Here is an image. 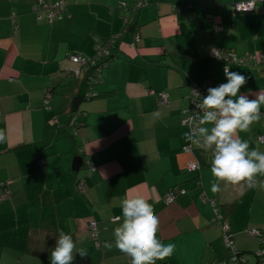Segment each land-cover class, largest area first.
<instances>
[{"label": "crops", "instance_id": "obj_1", "mask_svg": "<svg viewBox=\"0 0 264 264\" xmlns=\"http://www.w3.org/2000/svg\"><path fill=\"white\" fill-rule=\"evenodd\" d=\"M36 1L0 0V264L50 261L61 229L83 241L78 247L92 264H130L105 247L122 222L126 193L147 199L159 218L157 237L175 245L156 264H230L222 223L236 252L254 263L252 252L262 247L249 231L264 236V190L216 181L220 191L213 193L211 152L184 140L189 128L181 120L191 85L225 83L226 64L248 78L241 93L264 90V0L248 12L235 11L240 0H64L62 19L52 23L31 11ZM113 36L114 57L100 68L92 98L80 104L84 125L69 130L71 137L61 112L83 71L69 58L90 60ZM213 49L263 57L237 64L211 57ZM151 89L166 92L168 105ZM262 134L264 119L238 133L250 150L264 151ZM76 157L83 160L77 172ZM171 190L177 196L166 204ZM92 219L98 246L87 228Z\"/></svg>", "mask_w": 264, "mask_h": 264}, {"label": "clouds", "instance_id": "obj_2", "mask_svg": "<svg viewBox=\"0 0 264 264\" xmlns=\"http://www.w3.org/2000/svg\"><path fill=\"white\" fill-rule=\"evenodd\" d=\"M225 83L211 86L206 95L192 88V103L195 110L187 115L189 131L183 134L191 145L211 152L210 172L214 177L211 191H220L219 182L264 190V151L251 149L247 140L238 133L264 119L261 106L264 105V90L255 93H241L247 84V77L240 72L223 68ZM6 140L5 130L0 129V143ZM122 222L113 231L114 241L106 243L130 258V264H156L164 261L174 251V244H164L158 237L159 218L153 206L143 195L126 193L120 199ZM83 243L71 234L59 230L58 238L50 253V264H73L76 254L88 256Z\"/></svg>", "mask_w": 264, "mask_h": 264}, {"label": "built area", "instance_id": "obj_3", "mask_svg": "<svg viewBox=\"0 0 264 264\" xmlns=\"http://www.w3.org/2000/svg\"><path fill=\"white\" fill-rule=\"evenodd\" d=\"M254 1L255 0H240L236 3H234V9L235 11H239V12H248L251 11L254 7ZM139 4V5H138ZM141 4L138 2L137 6H140ZM65 9V2L64 0H37L31 8V11L33 13L36 14L37 18L40 19L42 17H44L48 23H52L54 21H60L63 17V12ZM14 16V14H12ZM124 22H126L125 18L123 17ZM214 31L218 32L220 31L222 28L221 26H214ZM134 42L138 43L139 42V37L135 36L134 38ZM109 44H98V46L96 47V51H95V55L92 59L90 60H86L84 58H82L79 55H75V56H70L69 58V62L71 65L76 66V68L79 69H86L89 66L87 64H95L97 62L102 61L105 57H107L109 55ZM211 57L215 58V59H223L225 61H230V62H234L237 64H248L251 63L252 61H260L261 58L263 57L262 54H253V55H248L245 56L244 58H237L233 53L231 52H227V51H223V50H218V49H213L211 50L210 53ZM96 61V62H95ZM105 66V64H104ZM73 68V66L67 67L66 71L68 74H73L76 77L79 75V70ZM100 71V70H99ZM100 75L99 73L96 75V77H92L89 81L91 82H97L99 79ZM219 84H221L219 81L212 79V78H208L206 79L201 85H197V84H192L191 88H196L199 90V92L201 93V95H206L207 94V89L211 86H218ZM148 93L150 95H153L157 98V101L160 105L163 106H167L168 105V95L164 92H155L154 90H149ZM193 97L191 94V90H190V109L188 111H185L183 113V118L181 120L182 125L186 126L187 128H189V122L187 120V115H189L192 111L195 110V105L192 103ZM45 103L47 104L48 101H45ZM1 120V117H0ZM258 141L260 144H264V134L260 135L258 138ZM80 153L82 152V150L79 151ZM197 166L194 164H190L189 165V169L194 170L196 169ZM79 181V185L82 184V182ZM164 202L170 203L174 200V194L172 192H168L166 193V195L163 197ZM218 220L221 219L220 216L217 217ZM87 228L92 236V238L95 240V244L96 246L99 245L98 243V226H97V222L95 220H89L87 223ZM222 230H223V243L225 245V248L229 251H231L234 255L231 258V262L230 264H240L239 261L237 260L236 256H235V246L233 243V240L231 239V236L228 234V228L226 225L222 226ZM249 234L253 237V238H257L259 240V242L261 244H263L264 242V236L262 235V233L259 230L256 229H251L249 231ZM262 256V258L264 259V247L261 248V251L259 252ZM244 261V260H243ZM214 264H227L226 262L220 261ZM257 264H264V262L262 263H257Z\"/></svg>", "mask_w": 264, "mask_h": 264}, {"label": "trees", "instance_id": "obj_4", "mask_svg": "<svg viewBox=\"0 0 264 264\" xmlns=\"http://www.w3.org/2000/svg\"><path fill=\"white\" fill-rule=\"evenodd\" d=\"M125 26V25H124ZM104 41H107V44H109V55L107 57H105L102 61L97 62L95 64H87L89 67L86 68L85 70L82 69L83 71V77L78 80L77 77V89L74 91L73 94H71L69 101H68V105L67 107L61 112V114H65L68 115V121L66 123V127H65V131L69 133V135L71 137H73V134H70L69 130H76L78 129L80 126L84 125V122L82 120L79 119L80 113L78 111V108L80 106V104L83 101H86L90 98H92V93L90 91V89L92 87H94L95 85H97V82H91L89 81L92 77H96V75L99 73V70L102 66H104V64L106 65L108 63L109 60H111L114 57V51H115V47L117 44V40L118 37H106L103 39ZM96 62V61H95ZM154 90V89H151ZM155 92H164L162 90H154ZM166 93V92H164ZM167 94V93H166ZM168 95V94H167ZM82 149H79L78 151H80ZM79 154H81L80 152H78ZM88 163V169L89 172L94 170V167L91 163ZM174 190H171L169 192H172L174 194V199L177 196V194H175L173 192ZM180 194L184 193V191H180ZM166 194L163 195V197ZM162 197V198H163ZM222 219V218H221ZM220 219V220H221ZM225 224L222 223V226H224ZM261 232V231H260ZM224 233V232H223ZM262 233V232H261ZM263 235V234H262ZM263 244H261V247ZM247 254H243L239 251L235 252V256L237 258V260L239 261L240 264H249V260L248 257H246ZM253 257H255V261L252 264H257V263H263L264 259L262 258L261 254L258 253H254L252 252ZM244 260V261H243ZM42 264H50V261L44 260ZM73 264H92L89 256L86 257H80V255L77 253L75 256V259L73 261ZM251 264V263H250Z\"/></svg>", "mask_w": 264, "mask_h": 264}, {"label": "water", "instance_id": "obj_5", "mask_svg": "<svg viewBox=\"0 0 264 264\" xmlns=\"http://www.w3.org/2000/svg\"><path fill=\"white\" fill-rule=\"evenodd\" d=\"M82 162H83V160H82L81 157H76V158L74 159L73 169H74L76 172L79 171V169H80V167H81V165H82Z\"/></svg>", "mask_w": 264, "mask_h": 264}, {"label": "rangeland", "instance_id": "obj_6", "mask_svg": "<svg viewBox=\"0 0 264 264\" xmlns=\"http://www.w3.org/2000/svg\"><path fill=\"white\" fill-rule=\"evenodd\" d=\"M253 259L255 260V257H253Z\"/></svg>", "mask_w": 264, "mask_h": 264}]
</instances>
